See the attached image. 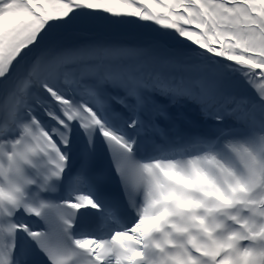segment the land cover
<instances>
[{
	"label": "snow or ice",
	"instance_id": "obj_1",
	"mask_svg": "<svg viewBox=\"0 0 264 264\" xmlns=\"http://www.w3.org/2000/svg\"><path fill=\"white\" fill-rule=\"evenodd\" d=\"M0 179V264H264V0H0Z\"/></svg>",
	"mask_w": 264,
	"mask_h": 264
},
{
	"label": "clouds",
	"instance_id": "obj_2",
	"mask_svg": "<svg viewBox=\"0 0 264 264\" xmlns=\"http://www.w3.org/2000/svg\"><path fill=\"white\" fill-rule=\"evenodd\" d=\"M4 167H8V161L5 159L4 161ZM28 179H31L32 177L27 176ZM20 187L23 189L25 195H28L32 185L25 184L23 182H20ZM0 188L3 189V191L7 192L9 189V182L8 179H0ZM10 206L5 202L2 206H0V241H8L10 240L11 234L9 233V225L11 223V217L9 216ZM14 215V213H13Z\"/></svg>",
	"mask_w": 264,
	"mask_h": 264
},
{
	"label": "bare ground",
	"instance_id": "obj_3",
	"mask_svg": "<svg viewBox=\"0 0 264 264\" xmlns=\"http://www.w3.org/2000/svg\"><path fill=\"white\" fill-rule=\"evenodd\" d=\"M164 102V101H162ZM176 109L177 113H179V118L185 120L191 128L195 129V131H203L206 126V122L203 121L202 117H200L198 110L194 105L184 104V105H173L169 108V113H172V110ZM183 114V115H181ZM161 122V120L159 121ZM192 122V123H190ZM32 217H24V219H29Z\"/></svg>",
	"mask_w": 264,
	"mask_h": 264
}]
</instances>
